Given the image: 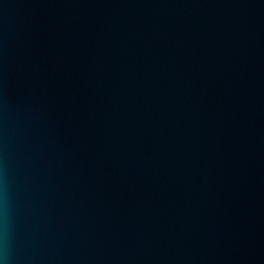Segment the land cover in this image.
Listing matches in <instances>:
<instances>
[{
	"label": "water",
	"instance_id": "obj_1",
	"mask_svg": "<svg viewBox=\"0 0 264 264\" xmlns=\"http://www.w3.org/2000/svg\"><path fill=\"white\" fill-rule=\"evenodd\" d=\"M0 264H264V0H0Z\"/></svg>",
	"mask_w": 264,
	"mask_h": 264
}]
</instances>
